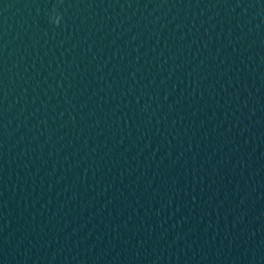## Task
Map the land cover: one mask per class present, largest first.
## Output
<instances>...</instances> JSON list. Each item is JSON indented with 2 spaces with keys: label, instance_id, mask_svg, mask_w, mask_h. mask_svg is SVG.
Listing matches in <instances>:
<instances>
[{
  "label": "water",
  "instance_id": "1",
  "mask_svg": "<svg viewBox=\"0 0 264 264\" xmlns=\"http://www.w3.org/2000/svg\"><path fill=\"white\" fill-rule=\"evenodd\" d=\"M135 2L0 0V148L86 63Z\"/></svg>",
  "mask_w": 264,
  "mask_h": 264
},
{
  "label": "clouds",
  "instance_id": "2",
  "mask_svg": "<svg viewBox=\"0 0 264 264\" xmlns=\"http://www.w3.org/2000/svg\"><path fill=\"white\" fill-rule=\"evenodd\" d=\"M53 22L58 24L59 23V18L58 17L55 18Z\"/></svg>",
  "mask_w": 264,
  "mask_h": 264
}]
</instances>
